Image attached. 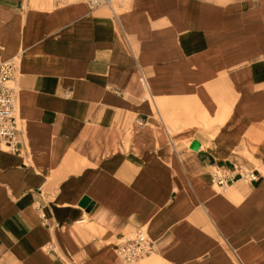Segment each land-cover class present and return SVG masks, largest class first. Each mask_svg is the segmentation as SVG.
<instances>
[{"label":"crops","instance_id":"0c3cea01","mask_svg":"<svg viewBox=\"0 0 264 264\" xmlns=\"http://www.w3.org/2000/svg\"><path fill=\"white\" fill-rule=\"evenodd\" d=\"M120 3L0 0V61L21 55L0 264H126L137 227V264H264V0Z\"/></svg>","mask_w":264,"mask_h":264},{"label":"built area","instance_id":"2783aa9c","mask_svg":"<svg viewBox=\"0 0 264 264\" xmlns=\"http://www.w3.org/2000/svg\"><path fill=\"white\" fill-rule=\"evenodd\" d=\"M61 2L62 0H56ZM91 10L107 7L115 14L118 12L113 6L120 5L122 0H84ZM21 65V55H14L0 61V148L9 151L18 150L19 138V88L17 84L18 72ZM240 176L246 181H257L258 174L245 167H240ZM235 180L232 173L221 168L212 171V182L220 190L227 189ZM86 219H82L85 222ZM80 222V221H79ZM154 242L144 227H137L130 231L121 241L116 243L115 251L126 264H137L140 260L152 255Z\"/></svg>","mask_w":264,"mask_h":264},{"label":"bare ground","instance_id":"6f19581e","mask_svg":"<svg viewBox=\"0 0 264 264\" xmlns=\"http://www.w3.org/2000/svg\"><path fill=\"white\" fill-rule=\"evenodd\" d=\"M67 1V0H66ZM69 2H73V1H77V0H68ZM113 6L116 8V10L118 9V7L120 6V5H118V3L117 2H115L114 4H113Z\"/></svg>","mask_w":264,"mask_h":264},{"label":"water","instance_id":"95a60500","mask_svg":"<svg viewBox=\"0 0 264 264\" xmlns=\"http://www.w3.org/2000/svg\"><path fill=\"white\" fill-rule=\"evenodd\" d=\"M88 203V198L86 197L85 199H84V201H83V204L85 205V204H87Z\"/></svg>","mask_w":264,"mask_h":264}]
</instances>
